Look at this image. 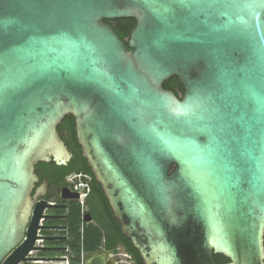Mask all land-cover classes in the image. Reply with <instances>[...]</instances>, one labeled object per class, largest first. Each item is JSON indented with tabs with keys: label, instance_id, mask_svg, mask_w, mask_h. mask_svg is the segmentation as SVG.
<instances>
[{
	"label": "water",
	"instance_id": "obj_1",
	"mask_svg": "<svg viewBox=\"0 0 264 264\" xmlns=\"http://www.w3.org/2000/svg\"><path fill=\"white\" fill-rule=\"evenodd\" d=\"M67 116L143 264H264V0H0V263L39 239Z\"/></svg>",
	"mask_w": 264,
	"mask_h": 264
},
{
	"label": "flooded vegetation",
	"instance_id": "obj_2",
	"mask_svg": "<svg viewBox=\"0 0 264 264\" xmlns=\"http://www.w3.org/2000/svg\"><path fill=\"white\" fill-rule=\"evenodd\" d=\"M35 174L38 178L36 189L32 193L35 204L39 201H47L51 202L53 207L45 212L46 218L40 221L41 228L37 232L39 239L34 243V249L25 257L26 261L19 264H82L94 256L105 257V264H115L118 259L110 258L111 253L105 249V241L100 245L96 244L93 239L85 243L83 241L84 228L96 225L97 222L106 225L107 229L111 225L109 224V218L105 217L101 211L98 201L90 197L88 204L85 203L84 205L85 216L82 217L80 222L75 221L72 211H75V204L78 200L71 198L76 194L70 191L68 183V177L72 174L62 176L57 174L54 178L46 169L37 166L35 167ZM63 190H66V196H69V198H63ZM85 217L88 221L85 220ZM78 227H80L81 235L79 241L74 239ZM24 241L25 238L17 247L22 245ZM115 241H117L116 252L113 253L127 256L134 261V256L128 250L123 238L114 235L110 237L109 244L114 245ZM96 245L98 246L96 251H85V249H91ZM77 247L80 250L79 258L75 253ZM6 258L0 264H3Z\"/></svg>",
	"mask_w": 264,
	"mask_h": 264
},
{
	"label": "trees",
	"instance_id": "obj_3",
	"mask_svg": "<svg viewBox=\"0 0 264 264\" xmlns=\"http://www.w3.org/2000/svg\"><path fill=\"white\" fill-rule=\"evenodd\" d=\"M106 24L110 25L113 31L119 36V38L124 41L125 45H127V42L130 38L131 32L135 28V20L134 19H120V20H114V21H105ZM163 89L173 92L176 97L180 98L183 94V88L181 87L179 81L177 78H172L170 81L165 82L163 85ZM57 131L66 145L68 151L70 152L72 158L67 166H56L53 162L50 164H38L37 167H42L46 169L51 176L55 178V175L60 174L62 175H71V174H85L89 175L92 179L91 181V193L86 198V205L89 202V198L93 197L96 199L101 207V211L104 213V216L109 218V228L107 229V226L102 225L100 222H97L96 225H92L89 227H86L83 229V236H84V243L89 241L90 239H93L96 241V244L100 245L104 241L105 243V249L110 252H116V243L114 242V245L109 244L110 237L115 236H121L123 240L126 243V246L128 247V250L132 253L134 256V264H143L141 258L139 257L137 251L132 247L130 242L125 238V236L121 233L119 227L115 223L110 208L107 204V201L101 191L100 186L96 183L94 180V177L91 173L90 168L88 167L85 159L82 157L81 149L77 144L76 136H75V124L74 119L71 116H67L62 121L61 125L58 126ZM59 175V176H60ZM65 185L64 183H62ZM78 202L75 204V211H72L73 217H75V221L80 222L82 220V214L81 209ZM85 216V214L83 215ZM111 227V228H110ZM81 235H80V227L77 229V235L74 237L77 241H79ZM98 246H93L91 249H85V251H96ZM77 257L79 258L80 250L77 247V250L75 251ZM214 260L217 264H227L228 260L224 258L223 256H214Z\"/></svg>",
	"mask_w": 264,
	"mask_h": 264
},
{
	"label": "built area",
	"instance_id": "obj_4",
	"mask_svg": "<svg viewBox=\"0 0 264 264\" xmlns=\"http://www.w3.org/2000/svg\"><path fill=\"white\" fill-rule=\"evenodd\" d=\"M91 177L85 174H72L68 177L69 189L71 192L78 196L77 200L81 207V214L84 217V205L86 198L91 192ZM110 258H115L117 254L111 253ZM123 258L116 261L115 264H134L127 256H122Z\"/></svg>",
	"mask_w": 264,
	"mask_h": 264
},
{
	"label": "rangeland",
	"instance_id": "obj_5",
	"mask_svg": "<svg viewBox=\"0 0 264 264\" xmlns=\"http://www.w3.org/2000/svg\"><path fill=\"white\" fill-rule=\"evenodd\" d=\"M123 257H122V255H119L118 254V256H115V258H113V259H118V260H120V259H122Z\"/></svg>",
	"mask_w": 264,
	"mask_h": 264
},
{
	"label": "snow or ice",
	"instance_id": "obj_6",
	"mask_svg": "<svg viewBox=\"0 0 264 264\" xmlns=\"http://www.w3.org/2000/svg\"><path fill=\"white\" fill-rule=\"evenodd\" d=\"M191 110V107H189V108H186L184 111L185 112H188V111H190ZM183 114V113H182Z\"/></svg>",
	"mask_w": 264,
	"mask_h": 264
}]
</instances>
